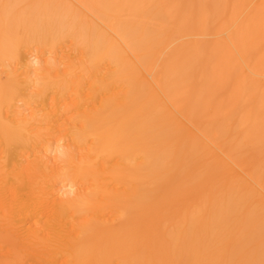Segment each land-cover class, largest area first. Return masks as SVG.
<instances>
[{
  "label": "bare ground",
  "instance_id": "obj_1",
  "mask_svg": "<svg viewBox=\"0 0 264 264\" xmlns=\"http://www.w3.org/2000/svg\"><path fill=\"white\" fill-rule=\"evenodd\" d=\"M0 69V264H264V3L0 0Z\"/></svg>",
  "mask_w": 264,
  "mask_h": 264
},
{
  "label": "rangeland",
  "instance_id": "obj_2",
  "mask_svg": "<svg viewBox=\"0 0 264 264\" xmlns=\"http://www.w3.org/2000/svg\"><path fill=\"white\" fill-rule=\"evenodd\" d=\"M220 1H222L223 3H250L251 5H256V4H259V3H264V0H220ZM228 34H230V32H224V33H222V38L223 39H227V36H228ZM210 37V38H209ZM212 37L211 36H207L206 37V40L208 41V42H211V39ZM209 39V40H208ZM70 42H68V41H66V42H64V46H63V44H62V47L60 46L59 47V49L61 48L64 52H65V54H67V55H69V57H67V55H65V54H63V56L62 55H60L61 53H63V52H60L61 50H57V52H55V53H53V52H50V51H48V50H40V49H38V48H36V47H32L31 49H29V50H25V57H26V61L25 62H23V63H21V64H14L13 66H11V68L13 69V70H16L18 73H21L22 71H27V72H29L30 74L32 73V76H33V74H35V70H36V68H37V66H38V64L36 63V62H39V61H44V60H50V61H61V62H64L65 64H67L66 63V59L67 58H70L71 59V57H73V56H75V53H73V51H71L72 49H70V48H72V44L70 45L69 44ZM65 49H64V48ZM70 53V54H69ZM71 53H73V54H71ZM71 55H73V56H71ZM61 56H62V58H61ZM67 57V58H65V57ZM64 57V58H63ZM40 59V60H39ZM34 65V66H33ZM35 69V70H34ZM1 70V69H0ZM34 70V72H32ZM62 70V69H61ZM24 77H22V79H23ZM232 83H233V81L232 80H229L228 82H226V84H225V86H224V90H223V93L224 94H226L225 95V97H231L232 95H233V86H232ZM30 87V88H29ZM29 87L27 86V91H26V93L28 94V95H31V94H36V92L34 93V91L36 90V88H35V86H32V85H29ZM35 89V90H34ZM232 91V92H231ZM229 93V94H228ZM231 93V94H230ZM228 95V96H227ZM99 99L100 98H97V101L99 102ZM49 100H51L49 97L47 98V101L49 102ZM47 102V103H48ZM51 102V101H50ZM49 102V107H46L45 109H44V111H46L47 110V108H48V110H47V112L50 110V105H51V103ZM68 101H62V104H60V106L62 107V106H64V107H62V108H64V109H62L61 110V112H63V110H64V112L66 111V109L65 108H67V110L68 109H70L69 108V105L71 104L70 102H68L69 103V105H68V103H67ZM47 105V104H46ZM33 107H32V110L33 109H35V110H39L38 108H37V106L36 105H32ZM91 107V106H90ZM90 107L88 108V109H90ZM16 110H19V111H21L22 112V117L24 116V117H27L26 115H29V113L31 114V107H28L26 104H24V102H19V103H17L16 104ZM64 112H63V114H64ZM66 115V114H65ZM68 115H66L63 119H66L67 121H69L68 119ZM74 122V123H73ZM69 123L71 124V126H73L74 124H76L78 127L80 126V125H78L79 123L77 122V121H74V120H71L70 119V121H69ZM75 125V127H77ZM64 127V126H63ZM63 127H61V129H63ZM62 131H64V130H62ZM63 133V132H62ZM70 139L69 138H66V139H64V141L63 142H60V143H56V142H53V144L49 147V148H47V149H43L44 151H46L45 152V156L47 157V160H49L50 162H52V161H56L57 160V158H58V155H59V151L61 150V147H63V146H65V145H69L70 144ZM71 147L72 148H74V146H76L75 144H73L72 142H71ZM1 146V145H0ZM83 147V146H82ZM1 148V147H0ZM75 149L77 150H75L76 152H80L81 150H82V148L81 149H79V146H76L75 147ZM78 149H79V151H78ZM1 150V149H0ZM28 155V154H27ZM26 154H24L23 155V157L25 158V159H27L26 157H32V156H30V155H28L27 156ZM33 155V154H32ZM28 157V158H29ZM23 158V159H24ZM33 158V157H32ZM24 159V160H25ZM30 159H28V161H29ZM31 160H33V159H31ZM30 160V161H31ZM83 186V184H81V183H68V182H66V181H63V180H60V181H58L57 182V184H56V186H55V190L57 191V193H56V198L57 199H66L67 197L65 196V194H67V196H69L70 198L71 197H74V195H77L79 192H84L83 190H84V188L82 187ZM85 187V186H84ZM69 194V195H68ZM71 195V196H70ZM68 197V198H69ZM79 217H77V219H78ZM81 219H79V222H82L83 221V219H82V217H80ZM82 220V221H81ZM76 221H78V220H76ZM31 223V222H30ZM24 225H27V224H24ZM28 226V225H27ZM21 227H23V226H21ZM20 227V228H21ZM35 227L36 228H39V225H35ZM25 228H26V226H25ZM21 229H23V228H21ZM24 230V229H23ZM65 257H62L61 259H62V261H66L67 259L65 258Z\"/></svg>",
  "mask_w": 264,
  "mask_h": 264
}]
</instances>
